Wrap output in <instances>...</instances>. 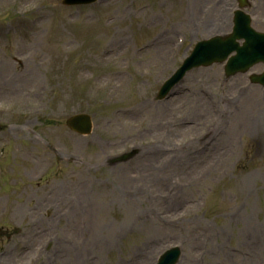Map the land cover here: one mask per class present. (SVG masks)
<instances>
[{
	"label": "rangeland",
	"instance_id": "1",
	"mask_svg": "<svg viewBox=\"0 0 264 264\" xmlns=\"http://www.w3.org/2000/svg\"><path fill=\"white\" fill-rule=\"evenodd\" d=\"M237 7L0 0V264H154L174 245L178 264H264V88L249 80L263 64L229 79L223 64L196 68L156 100ZM80 112L89 136L66 125Z\"/></svg>",
	"mask_w": 264,
	"mask_h": 264
},
{
	"label": "water",
	"instance_id": "2",
	"mask_svg": "<svg viewBox=\"0 0 264 264\" xmlns=\"http://www.w3.org/2000/svg\"><path fill=\"white\" fill-rule=\"evenodd\" d=\"M79 0H67V2H78ZM238 16H242L243 19L239 24L236 23L235 32L230 38L226 40L217 38L211 41V45H205L210 50L205 53H201L198 57L195 55L189 64L192 66L199 64H210L214 61H223L227 55L233 50H237V55L233 56L227 67V74H232L236 71H245L250 65L257 61L264 62V33L257 32L250 24L245 14L239 13ZM239 27L241 28L239 30ZM245 35L246 41L243 46H239L236 39ZM264 83V74L258 77ZM85 116L75 117L71 124L81 131H85L86 124ZM85 121V123H84ZM84 123V125H83Z\"/></svg>",
	"mask_w": 264,
	"mask_h": 264
},
{
	"label": "bare ground",
	"instance_id": "3",
	"mask_svg": "<svg viewBox=\"0 0 264 264\" xmlns=\"http://www.w3.org/2000/svg\"><path fill=\"white\" fill-rule=\"evenodd\" d=\"M191 7V6H190ZM193 10H194V12H195V10H196V16H197V11H199L195 6H192L191 7ZM213 8L211 9V8H209L208 6L206 7V8H204L203 10H200V11H203V12H207L208 13V15L207 14H205L204 15V23L205 24H208V25H212V24H214V22H215V20H214V15L215 14H213ZM204 24V25H205ZM159 47H161V46H159ZM159 52V51H158ZM157 52V53H158ZM205 107L207 108V106H206V104H205ZM203 114V113H202Z\"/></svg>",
	"mask_w": 264,
	"mask_h": 264
}]
</instances>
